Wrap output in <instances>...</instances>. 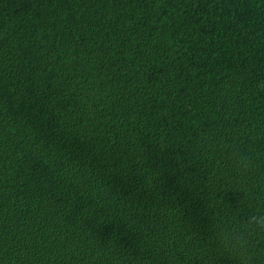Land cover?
<instances>
[{
  "label": "trees",
  "instance_id": "16d2710c",
  "mask_svg": "<svg viewBox=\"0 0 264 264\" xmlns=\"http://www.w3.org/2000/svg\"><path fill=\"white\" fill-rule=\"evenodd\" d=\"M261 80L264 0H0V264H237Z\"/></svg>",
  "mask_w": 264,
  "mask_h": 264
},
{
  "label": "clouds",
  "instance_id": "9594fccd",
  "mask_svg": "<svg viewBox=\"0 0 264 264\" xmlns=\"http://www.w3.org/2000/svg\"><path fill=\"white\" fill-rule=\"evenodd\" d=\"M257 88L264 92V80L257 82ZM256 127L254 122L247 125L237 138L222 145L233 168L242 175L252 173L258 167L257 157L240 148L241 140L255 142L258 138H264L255 134ZM217 231L220 233L218 246L229 253L237 264H255L254 249L258 247L255 242H264V211L248 215L241 222L225 221Z\"/></svg>",
  "mask_w": 264,
  "mask_h": 264
}]
</instances>
